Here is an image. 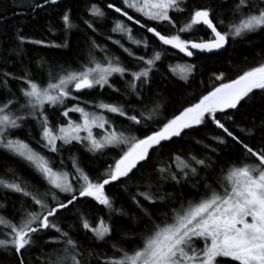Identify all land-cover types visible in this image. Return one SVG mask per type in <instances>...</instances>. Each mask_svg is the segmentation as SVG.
I'll return each mask as SVG.
<instances>
[{"label": "snow or ice", "instance_id": "obj_1", "mask_svg": "<svg viewBox=\"0 0 264 264\" xmlns=\"http://www.w3.org/2000/svg\"><path fill=\"white\" fill-rule=\"evenodd\" d=\"M59 3L60 0H10L13 8L21 9L14 14L27 16L25 10H30L33 17ZM231 4L227 16L212 4L192 5L190 0H121V6L109 3L104 8L91 4L87 9L90 19L82 20L93 33L88 38L86 62L68 68L53 66L42 57L36 61L35 71L43 77L24 63L23 46L68 47V37L75 27L70 8L60 13L63 43L31 39L20 28L15 32L14 44L0 40V150L24 163L36 177L33 183L11 166L0 175V196L7 199L6 194L11 193L21 198L12 218L2 214L7 205L0 203V251L14 257L16 264H32L28 257L35 249L40 251L35 258L38 264H90L93 256L98 264H264V120L245 128L235 119L240 109L253 100L254 90L264 94V62L227 82L221 73L215 77L219 83L195 103L165 117L158 115L161 105L149 107L144 95L153 82L162 52L137 55L120 40L107 36L130 58L129 66L94 39L97 21L107 18V8L186 57L197 53L219 55L237 39L264 34V0H231ZM135 14L145 22L136 19ZM174 16L187 18L178 22ZM150 22L155 26H149ZM201 27L210 31L208 39L196 34ZM168 29L172 34H162ZM110 32L119 33L137 49L149 48L147 38L136 39L132 27L122 19L113 21ZM16 62L20 64L19 75L7 70ZM196 67L179 65L178 69L170 67V71L179 70L180 78L187 81ZM114 77L122 81L123 91L116 87ZM10 81L17 83L16 91ZM97 88L109 89L124 102L81 98ZM50 112H58L64 122H54ZM70 113L78 114V120L71 119ZM110 117L122 118L129 127L118 126ZM29 124L35 127V136ZM209 124L223 135L211 136L210 144L196 141L205 150L202 158L173 154L171 164L146 171L166 143ZM131 129L141 134L135 135ZM21 133L27 138H21ZM229 140L240 149L242 158L213 160ZM72 148L93 156L113 150L117 157L92 176ZM66 152L71 170L65 163ZM168 181L174 189L171 192L164 190ZM116 183L122 184L125 192L136 189L130 200L140 216L133 218L143 230L135 237H126L138 241L131 250L112 244L113 255L101 260L94 250L89 251L73 238L72 224L65 230L61 221L65 213L71 214L85 237L91 234L96 241L110 239L117 231L113 214L127 215L115 207V197L106 190ZM185 187L187 195L178 190ZM89 199L106 210L107 219L97 217L94 224L90 213L78 207L81 200Z\"/></svg>", "mask_w": 264, "mask_h": 264}, {"label": "trees", "instance_id": "obj_2", "mask_svg": "<svg viewBox=\"0 0 264 264\" xmlns=\"http://www.w3.org/2000/svg\"><path fill=\"white\" fill-rule=\"evenodd\" d=\"M94 3L99 4L102 8L109 3L121 6V0H60L59 5L49 8L47 13L39 12V15L33 17L30 10H25L27 11V16L14 14L20 12L21 9L13 8L10 4V0H0V40L12 41L14 44L15 32L17 28H20L23 29V34L31 39H44L46 42L63 43L65 34L61 30L63 26L60 21V13L70 8L75 27L71 30V34L68 37V47L45 48L39 45L25 44L23 46L24 56L22 59L26 65L33 69L34 74L40 77H43V74L36 73L35 65L36 61L40 60L42 57L46 58L53 66L59 65L68 68H76L79 64L86 62L89 55L88 38L92 37L93 33L85 27L82 20L90 19L87 9ZM190 3L192 5L212 4L222 16H227L232 6L231 0H190ZM105 11L107 13V18L103 21H97L98 33L95 35L94 39L97 43L106 45L111 54L120 56L125 64L129 66L132 65V61L123 53L122 49L106 39L109 35L112 36L113 40H120L124 47L130 48L137 55L150 56L153 51L162 52V60L157 62V71H155L152 77L153 82L144 93L145 103L148 104L149 107L155 103L161 105V112L158 114L160 116L170 117L172 114H177L178 110L183 107L195 103L200 96L211 90L214 84L219 83L215 80V77L219 76L221 73H223L225 82H227L228 80L237 78L243 71L258 66L259 62H264V34H253L243 40L237 39L233 46H227V50H220L219 55L213 53H197L193 57H186L178 50L171 49L170 46L161 45L152 34L128 22L126 18L116 14L114 11L108 10L107 8H105ZM129 14L133 15L130 10ZM135 18L141 19L142 23L145 22L138 14H135ZM186 18V16H174V19H177L178 22ZM118 19L124 20L125 24L132 27L133 36L136 39H141L143 37L147 38L149 44L147 51L144 49H137L135 45L130 44L119 33L110 32V29L113 27V21ZM149 26L155 25L150 22ZM158 30L161 29L158 28ZM162 34H172V31L168 29L167 31H162ZM196 34L204 37V39H208L210 31L201 27ZM184 38L188 37L185 36ZM97 58L99 59V55ZM10 59L13 61L16 60L15 57H10ZM186 64H195L197 66L195 72L187 81L180 78L179 70H177L176 73L170 71V67H177L178 69L179 65ZM0 67H3V65H0ZM7 70L17 75L21 74L20 64L18 62L9 66ZM113 82L116 87L123 91L124 85L118 77H114ZM9 83L13 90L16 91L18 88L17 83L12 81ZM254 91L255 96L253 100L249 101L247 106L241 108L239 114L235 117L241 127L248 128L253 122L259 123L261 120H264V94L261 93V90ZM16 94L19 96L18 91ZM82 96H84L85 100L93 102L97 99L106 102H124L120 95L112 93L107 88L103 90L97 88ZM68 106L71 107V104ZM136 106L143 107L142 105ZM70 115L77 117L75 113H70ZM50 118H52L54 122H64V118H62L58 112H50ZM110 118L114 119L118 126L123 125L125 128L129 127L128 123L122 118ZM28 127L32 129L33 135L35 136V127L32 124H29ZM131 131L135 135L141 134V132L136 129H131ZM20 135L23 139L27 138L22 133ZM222 135L223 133L220 130L216 129L214 125L209 124L207 127L201 126L199 129L192 130L189 135L183 136V138H175L172 142L166 143L163 149L153 157L146 171L154 172V169L162 164H171L172 161L170 160V156L173 154H180L185 157L195 155L198 158H202L205 155L202 144H210L211 141L209 138L211 136ZM196 141H201L202 144H197ZM245 142L248 141L246 140ZM213 146L215 145L213 144ZM33 147H36V145L33 144ZM71 151L78 153L81 157L82 166H84L85 170L92 176L98 175L100 171L104 170L108 163L112 162L114 157H117V151L113 150L107 151L103 156L86 154L83 150L78 148H72ZM67 157L68 153L66 152L65 163L68 165L69 170H71V164L67 160ZM241 158L242 154L240 149L233 145L231 140L228 141L227 146L218 149L217 154L212 157L213 160L223 161H237ZM9 166L14 167L26 179L36 183V177L24 163L20 162L17 158L4 154L3 151L0 150V175H2L5 168ZM220 166L225 167L224 164ZM106 190L110 196L115 197V207L117 209L122 208L123 211L127 213V215L113 214L112 222L117 231L113 232L110 239L106 241H96L92 239L91 234L85 237L84 231L79 227V224L76 223L71 214L65 213L64 219L61 221L62 226H65V230H67V225L72 224L73 238L81 241L89 251L94 250L101 260L105 256L113 255L114 250L111 247L112 244L131 250L138 241L126 237H135L139 231L143 230L141 224L137 223L133 218L140 216V212L132 205L130 200V196L135 194L136 189L129 188L128 192H125L124 186L120 183H116L108 186ZM140 190L144 191L145 189L141 188ZM164 190L169 192L174 190L171 181L164 184ZM178 190L184 192L185 195L188 194V189L186 187L179 188ZM6 195L7 199L0 196V203L7 205V209L3 211L2 214L12 218L14 208L18 209L20 206L21 198L11 193H7ZM60 198L63 199L64 197L61 196ZM190 198L189 196V199ZM142 203H144L146 208L149 207L146 202L142 201ZM78 207H83L86 212L90 213L89 218L94 224L97 217L103 216L107 219L106 210L102 206L96 205L95 202L90 199L81 200ZM50 235H55V233H50ZM0 238L3 237L0 236ZM44 238L46 239L47 237ZM45 251H48V249L46 248ZM39 255V249H35L28 258L32 261V264H38L35 258ZM0 262H2V264H16L14 257L5 255L2 251H0ZM90 264H98L96 256L91 258Z\"/></svg>", "mask_w": 264, "mask_h": 264}, {"label": "rangeland", "instance_id": "obj_3", "mask_svg": "<svg viewBox=\"0 0 264 264\" xmlns=\"http://www.w3.org/2000/svg\"><path fill=\"white\" fill-rule=\"evenodd\" d=\"M81 98L84 99V96H82ZM91 102H93V101H91ZM69 104H71V106H72V103H69ZM70 118L73 119V120H78L79 116H78V114H77V117L76 116H73V115H70Z\"/></svg>", "mask_w": 264, "mask_h": 264}]
</instances>
